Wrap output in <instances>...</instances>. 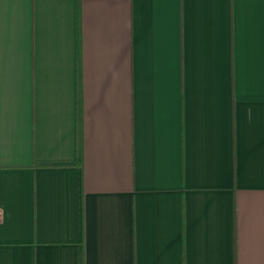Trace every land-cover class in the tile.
<instances>
[{"label": "crops", "instance_id": "obj_1", "mask_svg": "<svg viewBox=\"0 0 264 264\" xmlns=\"http://www.w3.org/2000/svg\"><path fill=\"white\" fill-rule=\"evenodd\" d=\"M0 264H264V0H0Z\"/></svg>", "mask_w": 264, "mask_h": 264}]
</instances>
